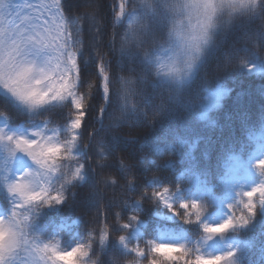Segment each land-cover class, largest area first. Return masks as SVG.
I'll return each mask as SVG.
<instances>
[{
    "label": "trees",
    "instance_id": "obj_1",
    "mask_svg": "<svg viewBox=\"0 0 264 264\" xmlns=\"http://www.w3.org/2000/svg\"><path fill=\"white\" fill-rule=\"evenodd\" d=\"M121 2L62 0L69 20L82 18L78 57L82 53L89 62L96 58L94 67L84 69L82 65V85L84 81L87 84L84 91L79 90L81 95L88 92L89 85L97 83L98 57L103 56L106 63L113 61L110 43L118 28L115 16ZM89 14H95V25L87 20ZM261 33L264 24L256 21L222 37L187 90V95L200 103L176 108L155 123L133 114L125 122L113 124L114 100L105 101L101 92L85 95L87 115L79 145L86 179L67 189L64 204L33 213V236L52 242L62 234L66 236L64 240L77 235L86 243L91 233L96 242L93 256L100 258V264L116 261L124 264L132 260L151 264L152 259H160L151 252V245L161 244V234L166 232L180 236L182 246L200 255L233 253L232 264H264L262 206L245 226L212 237L203 230L206 224L215 226L229 219L233 214L230 206L237 216L244 211L239 207L242 199L227 182L235 159L250 160L264 136V60L256 58L264 53V39H258ZM246 57L252 58L249 67L232 72ZM122 67L128 70L127 64ZM120 68L115 61L112 70L117 72ZM229 72L232 73L221 78ZM216 94L219 98L211 104L209 99ZM154 96L146 102L149 109ZM0 113L14 127L48 121L50 128H67L75 118V109L69 103L30 114L1 93ZM109 177L116 183L105 184ZM165 187L172 193H180L189 204L198 200L203 213L200 221L185 223V211L179 205L169 209L153 195L162 193ZM12 209L11 199L0 181V211L11 214ZM132 216L137 220L132 221ZM124 223L132 226L125 229ZM66 226L67 231L62 230ZM105 227L110 237L100 244ZM136 230L142 232L139 240L132 238ZM56 232L60 235L56 236ZM120 236L126 237L124 243L120 242ZM231 242L236 243L237 252L230 248ZM124 245L129 252L122 248ZM135 247L143 249L145 257H137L132 251Z\"/></svg>",
    "mask_w": 264,
    "mask_h": 264
},
{
    "label": "snow or ice",
    "instance_id": "obj_2",
    "mask_svg": "<svg viewBox=\"0 0 264 264\" xmlns=\"http://www.w3.org/2000/svg\"><path fill=\"white\" fill-rule=\"evenodd\" d=\"M127 5L128 0H122L119 4L118 15L115 16L118 28L136 19L126 14ZM81 19L76 17L69 20L64 14L61 0H26L24 3L0 0V87L31 110L54 102H68L70 108L75 109V118L66 126L67 134L61 131V127L50 128L48 121H41L27 136L7 134L6 130L0 129V143L11 145L13 154H24L35 166L7 183V191L15 198L10 217L15 220L19 230L2 254L0 264H49V261L51 264H65L66 260L75 259L78 255L80 260L77 264H83V258L89 254L84 244L70 251H62L58 244L41 243L39 237L30 234V226L34 223L33 213L44 207L64 204L68 185L72 181L82 182L85 179L84 164L74 167L70 179H62L59 168V162L69 158L67 149L79 141L87 115L86 96L79 91L82 86V65L87 69L96 64V58L89 62L83 59L82 53L78 57ZM87 20L95 25V14H89ZM258 39H264V33ZM98 58L97 83L88 86V94L99 85L107 101L110 97L109 72L115 76L112 70L115 60L106 63L103 56ZM256 58L264 60L261 55ZM37 67L41 69L40 77L33 75ZM62 136L65 138L61 139ZM256 167L264 172V160L258 161ZM4 179L8 181V176L5 175ZM107 183L115 184L116 181L109 177L105 180ZM167 194H170L167 187L163 188L162 193H153L167 208L174 210ZM241 206L244 211L238 216L234 214L235 208L230 206L232 216L219 225H204V232L212 237L247 225L249 218L256 215L257 208L264 206V184L243 193ZM180 208L185 211V223L200 221L203 213L199 203H182ZM175 214L180 215L178 212ZM131 220L136 221L137 217L132 216ZM131 226L130 223L122 225L125 229ZM109 237V230L105 227L99 243L103 244ZM88 239L93 240L91 233ZM119 239L121 243L125 242L124 236ZM132 251L137 257L146 255L140 247ZM151 252L160 258L152 259L151 264H232L234 255L209 257L184 246L167 244H153Z\"/></svg>",
    "mask_w": 264,
    "mask_h": 264
},
{
    "label": "clouds",
    "instance_id": "obj_3",
    "mask_svg": "<svg viewBox=\"0 0 264 264\" xmlns=\"http://www.w3.org/2000/svg\"><path fill=\"white\" fill-rule=\"evenodd\" d=\"M126 14L136 19L117 28L110 48V59L121 65L115 76L109 72V98L115 102L112 123L125 122L133 114L155 123L176 108L200 103L187 95L199 68L209 52L218 48L222 37L244 24L256 21L264 24V0H128ZM261 57L264 58V53ZM251 60L243 58L232 72L249 67ZM125 64L127 71L122 67ZM33 75L40 77L41 69L37 67ZM86 84L84 81L79 90L84 91ZM97 92L103 93L99 85L91 94ZM153 94L149 109L146 102ZM79 144L70 146L69 158L59 162L62 179H70L73 168L83 164L76 151ZM7 146L12 151V146ZM75 183L72 181L68 187ZM18 230L13 218L0 217V258ZM95 243L89 239L84 243L89 254L83 258V264H100V258L93 256ZM79 260L78 255L65 264H77ZM124 264L139 262L132 260Z\"/></svg>",
    "mask_w": 264,
    "mask_h": 264
},
{
    "label": "rangeland",
    "instance_id": "obj_4",
    "mask_svg": "<svg viewBox=\"0 0 264 264\" xmlns=\"http://www.w3.org/2000/svg\"><path fill=\"white\" fill-rule=\"evenodd\" d=\"M15 3H24L26 0H13ZM62 4V0H61ZM0 93L5 95L6 97L13 100L17 106H19L21 109L28 111L30 113H34L35 110L29 109L27 106L21 104L20 102L16 101L14 98L10 97L9 94L3 90L0 89ZM217 96V95H215ZM213 96L210 99L211 104H214L215 101H217V98ZM63 103H56L52 105L45 106L44 108L60 105ZM43 108V109H44ZM36 127L32 129H15L9 126V123L7 119L0 118V129L6 130L7 134H14L16 136H27L31 131L35 130ZM61 131L65 134H67V129H61ZM79 142V141H78ZM77 153L79 156H81L80 152V146L77 147ZM264 160V136L261 138L257 152L254 156V158L251 161H242V160H236L233 164V167L231 169V175L229 177L228 184L233 190L235 194H237L241 199H243V193L247 191H251L253 188L264 184V172H261L257 167L256 164L258 161ZM35 166L31 162V160L25 156L22 153H15L13 154L12 151L8 148L7 144L0 143V179L4 185V187L7 189V183L14 180L17 175H20L27 170H30L34 168ZM8 176V181H5L4 176ZM9 193V192H8ZM169 195V202L175 207L176 205H181L182 203H185V200L180 194H167ZM9 196L12 200V203L14 204L15 198L9 193ZM264 208V206H263ZM0 217L2 218H9V216L4 215L3 213H0ZM33 225L30 226V234L32 232ZM68 227H65L64 230H67ZM56 236H59L58 232L55 234ZM141 234L136 231L133 234V238L139 239ZM66 236L62 234L60 238H55V241H59L58 246L62 251H70L73 248H70L72 246V243H74L77 239V236L69 239L64 240ZM54 240L50 243L54 244L57 243ZM41 243H49V242H42ZM85 242L82 239H79L76 246L80 244H84ZM161 244H167V245H176L181 246L182 245V238L180 236H174L173 234H162L161 235ZM75 246V247H76ZM230 248L233 249V252L238 251V247L236 246L235 242L230 243ZM43 264V262H41ZM49 264L51 262L49 261Z\"/></svg>",
    "mask_w": 264,
    "mask_h": 264
}]
</instances>
